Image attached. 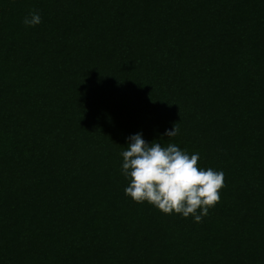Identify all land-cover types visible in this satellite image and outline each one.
<instances>
[{
	"label": "trees",
	"instance_id": "16d2710c",
	"mask_svg": "<svg viewBox=\"0 0 264 264\" xmlns=\"http://www.w3.org/2000/svg\"><path fill=\"white\" fill-rule=\"evenodd\" d=\"M138 133L223 171L202 222L125 194ZM0 264H264V0H0Z\"/></svg>",
	"mask_w": 264,
	"mask_h": 264
},
{
	"label": "clouds",
	"instance_id": "9594fccd",
	"mask_svg": "<svg viewBox=\"0 0 264 264\" xmlns=\"http://www.w3.org/2000/svg\"><path fill=\"white\" fill-rule=\"evenodd\" d=\"M23 22L26 27H34L42 18L32 12ZM176 124L174 130L166 132L168 137L179 134ZM129 140L121 153L122 173L129 179L125 194L133 201L147 202L167 215L194 217L195 222H202L220 202V192L226 187L225 174L212 168L202 169L199 154L189 155L175 144H149L141 133Z\"/></svg>",
	"mask_w": 264,
	"mask_h": 264
}]
</instances>
